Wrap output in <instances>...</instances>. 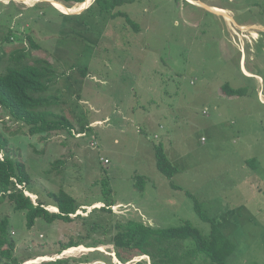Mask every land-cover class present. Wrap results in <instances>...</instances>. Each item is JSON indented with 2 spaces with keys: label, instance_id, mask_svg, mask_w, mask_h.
<instances>
[{
  "label": "rangeland",
  "instance_id": "1",
  "mask_svg": "<svg viewBox=\"0 0 264 264\" xmlns=\"http://www.w3.org/2000/svg\"><path fill=\"white\" fill-rule=\"evenodd\" d=\"M86 3L66 12L52 0H0V73L51 62V118L73 126L31 135L1 108L8 144L0 158L25 162L34 203L55 206L49 192L64 189L80 205L72 221L30 228L24 211L1 202L10 253L0 264L44 255L52 259L32 264H119L114 237L129 219L190 222L209 234L196 201L237 245L229 264H264V0H134L112 11ZM211 7L228 9L233 25ZM226 82L245 93L228 95ZM160 143L178 168L171 179L157 168ZM70 241L90 249L57 257ZM142 256L127 263H151ZM195 264L212 263L201 255Z\"/></svg>",
  "mask_w": 264,
  "mask_h": 264
},
{
  "label": "trees",
  "instance_id": "2",
  "mask_svg": "<svg viewBox=\"0 0 264 264\" xmlns=\"http://www.w3.org/2000/svg\"><path fill=\"white\" fill-rule=\"evenodd\" d=\"M82 3L86 0H59ZM134 0H95L96 6L102 11H112L124 5L126 2ZM179 2V0H178ZM123 15L138 30L139 27L134 20L121 11L114 13V16ZM67 16V15H63ZM10 40L8 36L6 38ZM3 53L0 51V63L3 60ZM24 53L16 54V60H22ZM56 75V71L51 62L46 59L37 60L36 63L23 64L22 66H10L5 73H0V109H4L12 116V119L26 124L28 133L35 135L38 133H49L53 130H60L62 126L72 130V123L65 117L52 119L53 112L50 105L57 101L46 95L51 83ZM223 90L228 95H243V88H234L229 82L223 85ZM62 125V126H61ZM0 127V151H7L8 139ZM0 158V203L4 200L14 204L15 210L25 212L27 226L33 227L38 219L53 222L59 219L72 221L73 213H76L80 206L73 195L60 189L58 192H49L53 198V205L59 211H50L45 208L43 202L34 203L31 196L26 195L24 189L31 190L32 177L27 170L24 161L9 157ZM157 168L170 179L178 172V168L169 158L163 143L155 147ZM254 165V164H253ZM22 186V188L19 187ZM136 186L144 189L143 177L140 176ZM176 189H181L180 185L172 184ZM27 191V190H25ZM108 205L113 204L107 201ZM197 212L205 221L211 224L209 234H204L199 228L185 222L179 226L162 228L143 223L138 219H129L126 225L120 229L114 237L117 247V256L127 263L133 257L144 255L151 259L150 264H195L196 260L204 255L212 264H229L228 258L237 249V245L227 237L220 227L208 216L200 203L194 204ZM180 242H190L192 250H181L177 245ZM9 219L5 216L0 220V254L9 256ZM80 243L70 241L63 249L78 246ZM62 249V250H63ZM124 253H128L127 257ZM12 264H20L12 261ZM133 264H148L145 260L136 261Z\"/></svg>",
  "mask_w": 264,
  "mask_h": 264
},
{
  "label": "bare ground",
  "instance_id": "3",
  "mask_svg": "<svg viewBox=\"0 0 264 264\" xmlns=\"http://www.w3.org/2000/svg\"><path fill=\"white\" fill-rule=\"evenodd\" d=\"M16 1H19V0H16ZM28 3L31 2V1H35V0H26ZM52 2L59 8H62L64 11L66 12H72V11H79V10H83L84 8H86L87 6V3L86 1L85 2H82V3H74L73 5V8L71 9H66L64 8L63 6L61 7L60 4L58 3L57 0H52ZM202 4V3H201ZM210 7V6H209ZM211 10H215L216 12H220L222 13L227 19H228V22L230 24H232V20H233V17L230 15V12L228 11V9H222L220 10L219 8H215V7H211ZM233 25V24H232ZM29 196H33V197H36L35 194L31 193V192H26ZM95 207H100L103 205V202H95L94 203ZM90 208H92L91 206H89ZM88 207V208H89ZM48 208V207H47ZM49 208H51L52 210L54 211H58V209L56 208V206H49ZM48 208V209H49ZM102 248V247H101ZM90 248L86 247V246H83V245H80V246H73V247H69L67 248L66 250H64V252L62 254H58L57 257H62V256H68V255H73L75 254L77 251H81V250H89ZM115 257V261H117V263L119 264H122L119 259L116 257V254L114 255ZM148 256H145L142 258H146ZM138 258V257H137ZM49 259H52L50 256H47V255H44V256H39L37 258H32L30 260H28V262L24 263V264H32V263H40L41 261H45V260H49ZM97 264H99L100 262H96ZM128 264V263H127Z\"/></svg>",
  "mask_w": 264,
  "mask_h": 264
},
{
  "label": "built area",
  "instance_id": "4",
  "mask_svg": "<svg viewBox=\"0 0 264 264\" xmlns=\"http://www.w3.org/2000/svg\"><path fill=\"white\" fill-rule=\"evenodd\" d=\"M104 160H105L106 163H107V162L109 163V160H106V159H104Z\"/></svg>",
  "mask_w": 264,
  "mask_h": 264
},
{
  "label": "crops",
  "instance_id": "5",
  "mask_svg": "<svg viewBox=\"0 0 264 264\" xmlns=\"http://www.w3.org/2000/svg\"><path fill=\"white\" fill-rule=\"evenodd\" d=\"M244 22H246V21H244ZM251 22H253V21H251ZM261 25V24H260ZM263 25V24H262ZM106 117H108V116H106ZM109 118V117H108Z\"/></svg>",
  "mask_w": 264,
  "mask_h": 264
}]
</instances>
